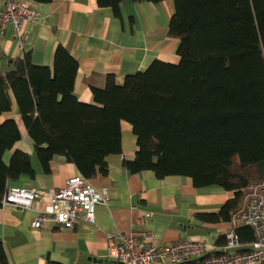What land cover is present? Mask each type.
<instances>
[{
	"label": "trees",
	"instance_id": "1",
	"mask_svg": "<svg viewBox=\"0 0 264 264\" xmlns=\"http://www.w3.org/2000/svg\"><path fill=\"white\" fill-rule=\"evenodd\" d=\"M124 1L97 3L120 16ZM174 4L169 33L180 40L179 63L155 60L122 81L108 74L103 87H92L90 104L75 93L79 66L67 48L57 47L52 67L34 64L26 53L15 69L0 71V116L12 109V91L43 169L49 170L54 156H63L85 179L106 173L107 156L122 152L121 122L126 121L138 145L136 158L124 162L130 172L184 175L197 188L217 185L233 192L219 213L207 216L230 220L245 188L264 180V0ZM20 138L14 119L0 122V201L10 178L35 174L21 150L9 164L4 160ZM238 234L242 243L254 241L249 227ZM0 264H9L2 241Z\"/></svg>",
	"mask_w": 264,
	"mask_h": 264
},
{
	"label": "crops",
	"instance_id": "2",
	"mask_svg": "<svg viewBox=\"0 0 264 264\" xmlns=\"http://www.w3.org/2000/svg\"><path fill=\"white\" fill-rule=\"evenodd\" d=\"M37 18L25 23L27 39L19 46L13 27L0 29V71L15 69V61L29 53L36 65L52 67L59 45L78 61L75 93L79 101L94 103L92 87L101 88L108 74L119 81L128 74L146 69L155 60L177 64L180 40L169 33L175 12L174 0L121 3L120 16L111 8L100 7L97 0H54L35 3ZM5 0H0V10ZM12 109L0 122L14 119L20 140L4 154L10 163L16 150L27 153L35 174L10 178L7 188L41 189L63 187L65 181L80 175L77 167L63 156H54L45 171L35 153L34 141L27 132L12 91ZM122 152L110 154L106 173L88 179L97 189H106L109 200L96 206V223L81 219L74 228H59L48 222L34 228L33 222L48 203L37 199L30 208L0 201V241L9 264H114L107 255V237L112 233L147 230L160 244L180 240L203 241L208 254L226 252L225 233L230 220H212L234 193L211 185L195 187L189 176L158 178L151 170L130 172L125 161H133L138 151L132 126L121 122ZM251 243H242L237 251Z\"/></svg>",
	"mask_w": 264,
	"mask_h": 264
},
{
	"label": "built area",
	"instance_id": "3",
	"mask_svg": "<svg viewBox=\"0 0 264 264\" xmlns=\"http://www.w3.org/2000/svg\"><path fill=\"white\" fill-rule=\"evenodd\" d=\"M38 11L29 0H5L0 10V29L13 27L19 46L27 36L25 23L37 18ZM46 198L47 205L34 220V228H44L53 222L59 228L71 229L81 219L96 223V206L109 200L106 189H97L88 179L75 175L65 181L63 187L48 190L10 188L3 199L5 204L30 208L37 199ZM231 229L225 233L226 252L208 254L203 241L180 240L160 244L154 234L147 230L112 233L107 237V255L114 264H264V180L249 184L239 209L231 216ZM252 229L254 241L246 250L240 246L238 230Z\"/></svg>",
	"mask_w": 264,
	"mask_h": 264
}]
</instances>
